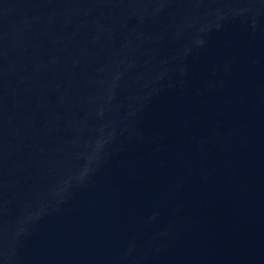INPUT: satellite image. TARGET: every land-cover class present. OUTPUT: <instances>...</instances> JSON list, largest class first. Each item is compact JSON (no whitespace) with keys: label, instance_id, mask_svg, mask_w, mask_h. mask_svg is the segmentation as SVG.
Returning a JSON list of instances; mask_svg holds the SVG:
<instances>
[{"label":"water","instance_id":"1","mask_svg":"<svg viewBox=\"0 0 264 264\" xmlns=\"http://www.w3.org/2000/svg\"><path fill=\"white\" fill-rule=\"evenodd\" d=\"M0 264H264V0H0Z\"/></svg>","mask_w":264,"mask_h":264}]
</instances>
